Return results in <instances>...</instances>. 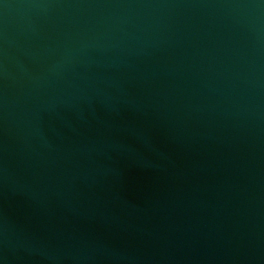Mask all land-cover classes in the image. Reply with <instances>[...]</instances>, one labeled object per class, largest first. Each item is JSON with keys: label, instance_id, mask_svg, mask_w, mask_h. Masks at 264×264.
Masks as SVG:
<instances>
[{"label": "water", "instance_id": "95a60500", "mask_svg": "<svg viewBox=\"0 0 264 264\" xmlns=\"http://www.w3.org/2000/svg\"><path fill=\"white\" fill-rule=\"evenodd\" d=\"M0 264H264V0H0Z\"/></svg>", "mask_w": 264, "mask_h": 264}]
</instances>
